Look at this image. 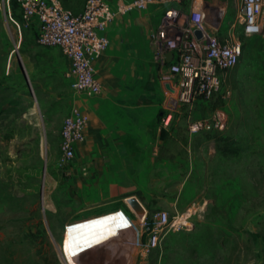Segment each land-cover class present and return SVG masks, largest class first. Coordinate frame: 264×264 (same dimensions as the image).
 <instances>
[{
    "label": "rangeland",
    "instance_id": "374dc122",
    "mask_svg": "<svg viewBox=\"0 0 264 264\" xmlns=\"http://www.w3.org/2000/svg\"><path fill=\"white\" fill-rule=\"evenodd\" d=\"M3 1L0 0V86L10 88L0 97V103L12 101V105L5 104L8 110L0 114V264L7 249L13 264H66L59 241L61 222L68 219L110 220L109 226L90 228L89 236L93 233L99 240L125 227L128 238L135 241L142 230L126 197L101 208H89L91 188H77L75 181L68 182L74 160L61 164L57 149L56 159L48 161L37 154L35 147H23L21 141L38 139L42 133L24 117L34 99L28 92L27 74L21 70L23 59L36 61L45 70L46 58L58 62L62 58L59 53H50L51 48L38 45L34 29L21 28L19 35L5 15ZM66 1L76 8L85 0ZM206 1L224 9L218 33L240 35L243 52L224 78L222 90L228 95L220 100L215 97L206 103L178 106L165 138L160 133L168 109L159 80L167 68L154 61L149 42L151 32L161 21L162 9H134L119 18L110 29L111 47L95 63L99 74L113 75L124 85L137 70L134 94L159 96L158 106L150 107L156 123L149 127L153 143L145 147V153L135 148L140 173L127 196L136 197L149 213H182L194 203L197 207L191 228L168 232L155 247L159 249L156 264H264V25L257 34L240 33L238 26H230L240 0ZM11 11L22 21L16 3ZM133 52L139 60L137 69H130L128 63ZM64 85L67 89L64 86L63 94H71ZM52 86H57L56 80ZM60 101L49 104L58 111L49 118L55 131H47L49 144L55 150L59 147V116L63 119L67 113L66 101ZM216 118L220 126L189 130L193 119L210 122ZM217 136L229 141L217 142ZM224 142L237 152L222 154L218 145ZM18 149L23 152L22 159L17 157ZM158 159L162 160L160 164ZM14 160L19 162L14 165ZM48 180L55 187H48ZM51 203L54 209H49ZM48 221L53 225L47 226ZM153 252L154 249L142 257L132 248V264H151Z\"/></svg>",
    "mask_w": 264,
    "mask_h": 264
},
{
    "label": "built area",
    "instance_id": "2783aa9c",
    "mask_svg": "<svg viewBox=\"0 0 264 264\" xmlns=\"http://www.w3.org/2000/svg\"><path fill=\"white\" fill-rule=\"evenodd\" d=\"M9 1H3L5 15L18 34L21 35L22 27L33 26L39 45L58 48L67 61L64 79L75 94L84 96H97L102 91L93 64L109 45L107 30L115 17L134 9H162L161 21L149 39L154 61L167 68L160 77L168 94L163 127L170 125L172 114L182 104L192 106L199 99L228 95L222 90L224 78L242 55L240 35L218 33L224 9L206 0H85L79 11L67 8L61 0H18L22 21L13 17ZM263 25L264 0H240L230 26H238L240 33L252 35L261 32ZM167 52H172L170 62L165 59ZM170 98L175 101L174 106L169 104ZM86 126L85 112L72 106L60 130L61 164L75 158L76 148L85 140ZM217 126H220L217 118L210 122L200 119L189 122L192 132ZM196 211L194 203L182 213L170 214L167 210L149 213L145 209L142 217L136 215L145 236L135 241L141 256L157 247L168 232L191 228Z\"/></svg>",
    "mask_w": 264,
    "mask_h": 264
},
{
    "label": "crops",
    "instance_id": "0c3cea01",
    "mask_svg": "<svg viewBox=\"0 0 264 264\" xmlns=\"http://www.w3.org/2000/svg\"><path fill=\"white\" fill-rule=\"evenodd\" d=\"M61 1L67 8L73 9V11L81 10L85 3L84 1L78 7L71 8L66 0ZM131 12H134V10L125 14H118L110 24L107 30L109 45L105 51L112 44L110 29L117 23L119 18ZM39 46L51 48L50 53L53 55L59 53L60 55H58L62 60L58 62L55 58H46V69L44 70L40 68V65L35 64L36 61L28 58L23 59L21 70L27 74L28 92L32 94L34 99L31 107L24 113V117L32 127L42 131L38 139L34 137L28 140H20L23 147H35V151L40 157L44 155L48 161L55 160L59 147L57 148L56 146V150L51 147L47 131H55L52 130L49 118L52 113L58 114V111L56 110L57 112H55L54 108H49V104L60 100L61 103L66 101L67 113L65 116L69 113L72 106H77L87 115L86 137L75 150L74 163L69 168L71 177L68 182L75 181V187L77 188L85 186L91 188L88 200L90 202L89 208H101L111 202L119 201V199L122 200L124 197L128 198L127 194L134 189L135 178H139L140 173L139 165L135 162V148L138 151L144 149L145 153V147L153 143L150 141L149 127L150 124L156 126V123L152 118V108L150 107L158 106L159 96L156 94L155 96L151 94H134L132 85L137 81L138 74L135 76L137 70L131 74L132 76L130 77L133 78H130L124 85L119 80H116L113 75L99 74L95 63L96 60L93 67L94 73L102 86L101 93L99 96L77 95L71 90L64 79L63 72L67 67V61L59 49ZM133 53L134 55H130L128 63L130 69H137L139 60L137 59V53ZM50 68L51 70L49 71ZM53 80H56L57 86H52ZM159 82L167 101L168 94L162 86L161 79ZM64 83L72 92L71 94H63ZM65 89H67L66 86ZM181 115L182 113L178 112V116L181 117ZM63 119L62 115H60L57 126V139L59 142ZM158 131L159 128L155 129V133H158ZM38 134L40 135V132ZM156 136L158 138L157 134ZM154 145H156V140L154 141ZM17 157L20 159L23 157V152L19 149ZM17 162L19 161L14 160L13 164L15 165ZM159 162H162V160L158 159ZM52 164L54 165V163ZM158 169L162 170L163 168ZM56 170L57 168H55ZM49 177L53 178V176ZM47 186L55 187V185H51L49 180ZM48 206L49 209H54L53 203ZM117 211H120V209H117ZM80 219H68L61 222L63 229L61 231V240L59 241V248L62 253L65 235L69 236V244L73 252L75 250L74 246L76 247L77 254L75 258L79 264H132V248L137 249L141 256L140 247L135 244L136 240L143 238L141 232L138 233L137 239L133 241L128 238V231L123 227L98 240L95 238V235L89 236L84 230L86 226L93 224L92 220L82 221ZM51 225L53 224L48 221L47 226ZM81 235H83L82 239H80ZM77 237L78 239H76ZM94 238L95 240H93ZM74 239L79 243L73 244L75 243ZM84 240L86 241L84 242ZM132 245L135 247H132Z\"/></svg>",
    "mask_w": 264,
    "mask_h": 264
},
{
    "label": "trees",
    "instance_id": "16d2710c",
    "mask_svg": "<svg viewBox=\"0 0 264 264\" xmlns=\"http://www.w3.org/2000/svg\"><path fill=\"white\" fill-rule=\"evenodd\" d=\"M14 3H16L17 5H18V7H19V9H20V6H19V2H18V0H10L9 1V5H10V9H11V6H13L14 5ZM12 12V11H11ZM21 12V11H20ZM13 15V14H12ZM14 17V16H13ZM21 20H22V18H21ZM22 28H25V27H22ZM26 28H32V29H34V32H35V38H36V30H35V28L33 27V26H29V27H26ZM241 48H242V52H243V44L241 43ZM9 86H0V97H2L3 96V94H4V92L6 91V90H9ZM216 98H217V100H220V99H222L221 98V96L219 95V96H215ZM215 97H212V98H215ZM211 99V98H210ZM210 99H199L198 101H197V104H199V103H206V102H208ZM5 104H8V105H12V101H5L4 100V102H1L0 103V114L1 113H3V112H6L7 110H8V108H6L5 107ZM166 128L167 127H163L162 129H161V133H160V137L161 138H165V135H166V132H165V130H166ZM216 140H217V142H220V141H229L228 139L229 138H227V137H221V136H217L216 138H215ZM220 144H222V145H220ZM219 145H218V149H219V151L222 153V154H228V153H233V152H237L236 150L237 149H235V148H232V146L231 145H229L228 143L226 144L225 142L224 143H220ZM155 250V252H153L154 253V257L152 258V262H151V264H156V255L158 254V252H159V249L158 248H152L151 250ZM8 250V249H7ZM6 250V252H7V255L6 254H4V256L2 257V261H3V264H13V260H12V257H11V253L9 252V251H7ZM33 264H37V262H34Z\"/></svg>",
    "mask_w": 264,
    "mask_h": 264
},
{
    "label": "bare ground",
    "instance_id": "6f19581e",
    "mask_svg": "<svg viewBox=\"0 0 264 264\" xmlns=\"http://www.w3.org/2000/svg\"><path fill=\"white\" fill-rule=\"evenodd\" d=\"M108 221H110V220H102V218L92 220L93 224L86 226L84 228V230L86 233L88 232V234H91V233H89V230H91L90 228H94V227L101 228V227L109 226ZM92 232H95V231H92ZM92 235H93V233H92ZM69 239H70L69 236L66 234L64 241H63V244H62L63 258L67 264H79L75 258V255L77 254L76 247L74 246L75 250L73 252L71 247H70V244H69ZM78 247H80V246H78ZM80 249H81V247H80Z\"/></svg>",
    "mask_w": 264,
    "mask_h": 264
},
{
    "label": "water",
    "instance_id": "95a60500",
    "mask_svg": "<svg viewBox=\"0 0 264 264\" xmlns=\"http://www.w3.org/2000/svg\"><path fill=\"white\" fill-rule=\"evenodd\" d=\"M241 11L243 12V9H241ZM196 34L200 35V31L196 30ZM165 59L167 62H170L172 59V52H167L165 55ZM167 89H169V85L166 84L165 85ZM171 90V89H170ZM169 104L170 105H175V101L170 98L169 99ZM128 204L130 205V207L132 208V210L135 212V214L138 217H142L145 214V208L143 207V205L141 204V202L134 196H129L128 198H126Z\"/></svg>",
    "mask_w": 264,
    "mask_h": 264
}]
</instances>
